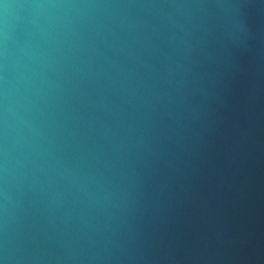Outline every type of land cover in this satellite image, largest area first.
<instances>
[{
	"label": "water",
	"instance_id": "water-1",
	"mask_svg": "<svg viewBox=\"0 0 264 264\" xmlns=\"http://www.w3.org/2000/svg\"><path fill=\"white\" fill-rule=\"evenodd\" d=\"M0 264H264V0H0Z\"/></svg>",
	"mask_w": 264,
	"mask_h": 264
}]
</instances>
